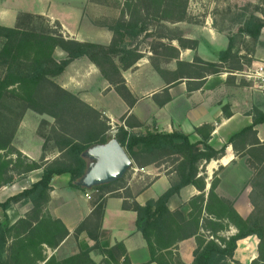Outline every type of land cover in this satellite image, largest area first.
Wrapping results in <instances>:
<instances>
[{
	"label": "trees",
	"instance_id": "obj_1",
	"mask_svg": "<svg viewBox=\"0 0 264 264\" xmlns=\"http://www.w3.org/2000/svg\"><path fill=\"white\" fill-rule=\"evenodd\" d=\"M18 17L15 27L0 26V189L25 179L38 169H42V177L31 188L0 203V210L3 211V219L0 221V264H110L108 260L94 262L90 258V253L95 247H89L87 244L81 245L80 252L69 258L58 261L53 256L47 259L43 245L55 249L68 232L58 220L53 221V224H47L43 211L49 200L50 185L54 176L68 174L71 187L86 190L78 185V181L88 167V161L82 157V154L94 145L108 143L111 138L105 131L103 133L89 131L81 138L63 139L59 144L62 146L61 150H64L74 163L68 167H44L24 157L13 146V140L16 128L27 110L40 115H49L56 122L60 118L61 111L72 113L74 103L96 112L51 80L63 74L76 60L86 58L96 66L104 80L110 86L118 88L120 96L132 105L134 100L126 87L122 71L132 68L139 61L140 53L130 48L126 40L133 41L140 37L146 32V25L137 19L128 23L117 22L114 26L108 27L113 33L111 43L101 45L65 39L62 34L52 29L30 26L31 20L40 19L39 16L22 14ZM263 28L264 21L255 15H250L243 20L238 33L250 38L254 43L263 45L260 40ZM232 41L233 38L229 37V45L220 53L219 61H226L230 57ZM57 49L65 54L61 60L55 58ZM44 92L53 94L52 99L43 101L41 96L45 94ZM9 101L11 104L8 103ZM16 109H20V112L15 117L13 110ZM250 115L253 119L252 126L235 134L229 142L252 132L254 127L264 123V113L258 109H253ZM11 124L13 127L10 130ZM212 129V126L207 125L198 128L196 132L205 135L196 143H191L188 136L182 132L160 133L155 128L136 134L120 127L114 136L137 164L138 158L142 156L177 158L175 171L178 181L173 183L164 194L156 200H149L144 206L135 202L123 205L124 209L136 213V227L148 245L151 262L182 264L177 256L172 257V251L177 248L179 242L195 237L197 249L193 253L192 264H243L234 260L237 242L255 236L259 239L258 257L249 264H264V146L256 150L262 151L256 159L248 152L247 162L254 171V176L249 182L252 188L250 201L253 211L246 219L238 215L231 204L223 202L214 194L215 183L212 184L208 201L204 206L206 214L211 219L202 217L203 195L189 202L192 211L187 220L179 210L171 212L168 209L169 199L178 194L182 188L193 185L203 191L205 183L203 179L197 178L200 165L223 155L224 148L217 151L208 145ZM17 170V177H14L12 171ZM105 186L93 189H101ZM18 202L32 205L35 225L25 221H18L14 225L11 223L6 212ZM100 205L97 206L101 209ZM226 213L229 214L228 221L236 228L237 233L227 240H218L219 243L216 240L204 239L201 231L215 237L218 226L216 223H220ZM12 235L13 240L9 244ZM118 246L121 247L124 257L123 264H131L123 245ZM114 250H108L106 253L118 264Z\"/></svg>",
	"mask_w": 264,
	"mask_h": 264
},
{
	"label": "crops",
	"instance_id": "obj_2",
	"mask_svg": "<svg viewBox=\"0 0 264 264\" xmlns=\"http://www.w3.org/2000/svg\"><path fill=\"white\" fill-rule=\"evenodd\" d=\"M6 8L0 7V19L7 22L16 21L18 11L21 9H11L13 10L11 11L8 10V7ZM255 16L264 21L263 13L257 11ZM54 19L60 22L61 27L68 34L76 36L75 39L79 42L101 45H109L111 42L112 34L108 31L95 29L98 36L95 41H92L90 37L88 39L80 37L84 26L82 27V24L80 26L79 24L73 25L72 18L60 19L56 17ZM88 25L89 23L86 26ZM263 35L264 28L261 31V37ZM260 40L264 46V38ZM64 57L65 54L62 52V56L58 60ZM83 61L86 66L82 68L78 76L84 81L77 82L76 85L79 86L72 89L74 84L69 82L68 78L70 80L75 78L72 75L75 71L78 73V70L74 67ZM191 62L188 63L191 64ZM71 70L74 72L71 73ZM63 76L67 77V80L64 83L60 81V85L94 110L116 120L122 116H125V120L131 118L135 125H123V128L128 132L142 133L144 132L142 126H150L148 130H153L151 122L154 118L155 129L158 132H182L188 136L191 143H196L200 142L205 135V133H197L196 130L206 125L212 126L208 145L217 151L224 148L223 155L200 165L197 178L203 179L205 183L203 191L193 185L182 188L178 194L169 199L168 209L171 212L179 210L187 220L192 211L189 202L193 198L203 195L202 217L211 219L206 214L204 206L208 201L212 184L215 183L214 194L228 200L238 215L246 219L251 214L253 211L250 201L252 188L249 182L254 176V171L248 165L249 155L247 153L264 146V123L257 125L252 132L240 138L231 142L229 140L243 129L252 126L253 119L250 113L253 109L256 108L264 113V95L253 93L251 89L241 85L238 80L231 81L225 77H216V75H199L196 78L166 81L156 74L149 64L138 62L132 68L122 71L126 87L134 100L133 104L129 105L122 97L115 94L114 90L108 91L111 88L110 85L101 76L98 68L86 58L72 62L60 75V77ZM149 78H153L156 85L152 86L151 82H148ZM111 100L117 103L118 108L114 109L111 106ZM21 152L30 160L36 161L41 157L40 141L36 150L30 151L21 148ZM41 177L42 170L38 169L23 180L24 189L19 192H14L6 187L0 189V203H4L23 190L31 188ZM140 180L146 183H140ZM176 181H178L177 173L172 166L168 168L163 165L145 167L142 172H139L123 186L113 185L116 181L103 187L100 199L102 208L100 209L97 206L99 202L86 198V193H92V189L90 191L71 187L68 174L54 176L50 185L49 200L44 208L48 212V215H45L47 219L45 221L47 224H53L55 220L60 221L68 235L55 249L43 245L44 255L47 256V259L54 256L58 261H61L78 254L81 245L87 244L89 247H95L91 253L97 251V256H90L94 262L109 261L110 258L106 252L115 249L114 254L116 251L119 252V256L114 255L118 264H123L124 257L121 247L118 246L122 244L131 264H158L151 262L148 245L137 230L136 213L124 209L123 205L135 202L144 206L149 200L158 199ZM23 208L25 210L20 213H17L14 207L6 212L8 217L11 213L16 214L12 224L25 221L35 225V220L30 215L31 206L26 205ZM19 210L21 211V209ZM0 213L1 220L3 211ZM201 233L204 231L202 230ZM20 234L22 233L20 232ZM85 236L87 239H83ZM258 244L259 239L255 236L238 241L234 259L243 264L251 263L258 257ZM196 249V238L191 237L178 243L177 248L172 251V257L177 256L182 264H192L193 253Z\"/></svg>",
	"mask_w": 264,
	"mask_h": 264
},
{
	"label": "rangeland",
	"instance_id": "obj_3",
	"mask_svg": "<svg viewBox=\"0 0 264 264\" xmlns=\"http://www.w3.org/2000/svg\"><path fill=\"white\" fill-rule=\"evenodd\" d=\"M0 7L4 9L8 7V10L21 9L18 11L16 21L7 22L0 19V26L13 28L16 26L19 15L30 14L41 17L40 19L31 20L30 26L40 29H52L62 34L65 39L70 40H76V36L68 34L61 27L60 22L54 18L68 17L72 18L73 25L79 24L80 26L82 24L84 28L80 32V37L83 39L90 37L92 41H95L98 36L95 31L97 28L108 31L112 34L113 39V33L109 31L108 27L114 26L117 22L128 23L137 19L146 25L147 30L135 40H126V42L130 44V48L136 49L140 53L138 62L149 64L162 79L179 81L181 78H196L199 75H216V77H225L231 81L238 80L241 85L251 89L253 93L264 95L253 87L251 81H247L242 77V74L248 68H254L256 64L264 61V46L261 43H254L250 38L238 33L244 19H247L250 15H255L257 11L264 15V0H0ZM88 23L89 25L86 26ZM229 37L233 38L230 57L226 61H219L220 53L227 49L229 45ZM262 38H264V35ZM61 56L62 51L57 49L55 58L60 59ZM190 61H192L191 64L188 63ZM84 62L75 65L74 69L76 68L78 73L72 71L74 69L71 70V73L74 72L72 76L75 77H71L72 80L68 78L69 82L74 84L72 89L79 86L76 85L77 82L84 81L83 78L78 76L82 68L86 66ZM59 77L51 78V80L63 88L60 84L61 82L64 83L67 77ZM156 77L158 78L157 75ZM148 82H151L152 86L156 85L153 78H149ZM110 87L108 91L114 90V93L120 96L118 88ZM63 89L71 93L67 89ZM45 94L41 96L43 101L52 99L53 94ZM8 103L11 104V101ZM83 103L88 105L84 101ZM110 104L114 109L118 108L117 103L113 100L110 101ZM72 106V113L61 111L57 122L49 115H40L27 110L25 117H23L24 120L20 121L16 128L13 140L15 149L20 152L21 148L34 151L40 141L41 157L37 158L35 162L44 167H68L74 165V163L69 159L66 152L61 150L62 146L59 144L63 139L81 138L89 131L98 133L105 131L108 137L113 138L120 128L119 126L135 125L131 118L125 120V116L116 120L96 110V112H93L78 103H74ZM13 112H15L16 117L20 109L13 110ZM151 126L152 128L156 127L154 118ZM12 127L11 124L10 130ZM142 127L144 132L150 128V126ZM256 150L249 151L254 159L262 153V151ZM249 153L247 154L249 155ZM22 155L27 157L23 153ZM176 160L177 158L169 156L139 157L138 164L133 161V167L113 185H125L127 181L142 172L145 167L151 165H163L165 168L172 166L175 169ZM17 172L18 170L12 171L14 177H17ZM23 180H19L6 188L19 192L24 189ZM139 182L146 183L143 180ZM102 189L90 190L92 192L90 193L91 199L99 202L98 204H100L102 197ZM221 199L223 202L231 204L228 200ZM26 205L31 206L30 215L32 216L31 204L18 202L13 204L11 208H16L17 213H20L25 210L23 207ZM0 212L2 211L0 210ZM43 213L48 215L45 209ZM1 217L3 219V214ZM14 217H16V214L11 213L9 217L11 223ZM223 217L225 218L221 219L220 223H216L219 228L216 227L215 237L204 232L201 234L204 239L218 242V240H227L237 233L236 228L228 221L229 214L226 213ZM83 239H87V236ZM12 240L13 235L9 244ZM92 255L97 256V251L90 254V256ZM114 255L119 256V252L116 251ZM96 260L98 261L99 257ZM109 263L117 264L111 259Z\"/></svg>",
	"mask_w": 264,
	"mask_h": 264
},
{
	"label": "water",
	"instance_id": "obj_4",
	"mask_svg": "<svg viewBox=\"0 0 264 264\" xmlns=\"http://www.w3.org/2000/svg\"><path fill=\"white\" fill-rule=\"evenodd\" d=\"M88 167L78 185L86 190L122 179L134 162L113 137L106 144L94 145L82 154Z\"/></svg>",
	"mask_w": 264,
	"mask_h": 264
},
{
	"label": "built area",
	"instance_id": "obj_5",
	"mask_svg": "<svg viewBox=\"0 0 264 264\" xmlns=\"http://www.w3.org/2000/svg\"><path fill=\"white\" fill-rule=\"evenodd\" d=\"M242 77L247 79V81H251L254 85L253 87L264 94V61H261L260 64H256L254 68H248L242 74ZM86 198L91 199V195L86 193Z\"/></svg>",
	"mask_w": 264,
	"mask_h": 264
}]
</instances>
